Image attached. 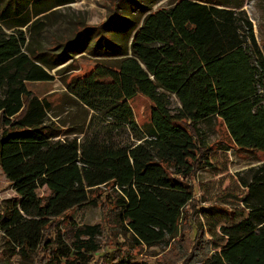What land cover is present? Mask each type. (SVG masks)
Segmentation results:
<instances>
[{"label": "trees", "instance_id": "obj_1", "mask_svg": "<svg viewBox=\"0 0 264 264\" xmlns=\"http://www.w3.org/2000/svg\"><path fill=\"white\" fill-rule=\"evenodd\" d=\"M121 2L56 53L27 45L21 29L72 0H9L0 8V22L15 29L0 31V169L16 193L0 202L1 230L53 219L36 251L5 243L18 264H264V162L241 180L245 210L234 225L218 233L186 215L195 200L188 181L212 165L202 123L219 119L235 146L264 154V54L253 22L243 4L225 0H175L157 10L137 0L142 23L131 31L130 53L118 52L105 31ZM86 52L103 59L67 79V94L108 124L62 138L66 130L50 118L57 106L28 84L54 81L51 70ZM138 95L153 104L144 126L131 107ZM121 129L132 141L116 140ZM85 205L100 207L103 220L69 219ZM117 230L129 242H116ZM172 240L178 246L155 261L144 256V248ZM0 264L11 263L2 257Z\"/></svg>", "mask_w": 264, "mask_h": 264}, {"label": "rangeland", "instance_id": "obj_2", "mask_svg": "<svg viewBox=\"0 0 264 264\" xmlns=\"http://www.w3.org/2000/svg\"><path fill=\"white\" fill-rule=\"evenodd\" d=\"M9 0H0V8ZM47 1V0H46ZM140 0L154 10L167 8L175 0ZM230 4H244L245 10L254 25V32L258 44L264 54V0H225ZM54 4L55 0H48ZM117 0H72V3L56 6L53 9L39 15L33 16L29 27L21 30L25 33L27 45L41 52L56 53L58 45L73 40L77 33L86 27H99L110 16L114 15ZM137 0H122L118 9L116 23H110L105 31L118 43V52L129 48L132 40L131 31L138 24L142 23V8L138 6ZM55 6V5H54ZM116 15V14H115ZM128 20V21H127ZM37 23L36 28L31 25ZM0 31L6 34L14 33L8 24L0 22ZM88 45H91L90 39ZM105 42L100 44L101 53H104ZM90 47V46H89ZM103 57H95L91 52L78 55L74 60L51 70L54 81L29 83L28 87L40 98H47L57 106L54 114L50 115L51 120L59 123L66 136L70 139L79 138L83 135L81 131L88 132L90 124L92 129L98 126L102 130L104 124H108L105 118H97L92 111L78 101L71 99L67 94L66 80L77 75H83L91 71L96 63ZM71 65V66H69ZM69 66V67H68ZM67 67V69H66ZM172 108L178 107V100L172 96ZM131 107L137 123L144 126L150 123L152 102L142 95L136 96L131 101ZM96 118V119H95ZM203 142L211 148L210 159L212 165L199 170L193 179L188 183L194 186L195 200L192 206L187 209V217L195 224L206 227L207 222L221 232L222 227L234 225L242 216L241 211L245 210L244 202L239 198L246 192L241 180H250V170L258 167L264 162V154L260 152H248L239 149L231 141L223 123L217 119L205 122L200 125ZM116 140L130 142L131 134L127 130H116ZM16 193L12 184L6 179L0 169V202L7 204L12 202ZM206 209L207 215L201 211ZM67 216L79 224L93 225L103 220V212L100 207L85 205L71 210ZM237 217V220H235ZM53 219L30 218L22 226L2 231L0 226V258H6L11 264H18L19 257L12 254L10 247L17 250L29 244L30 249L36 251L43 236V228L51 223ZM192 235V234H191ZM113 239L123 243L119 230L116 231ZM113 242V241H111ZM8 246V247H7ZM177 241L172 240L159 248H144L143 254L151 261L160 258L173 247H177ZM8 250V251H7ZM103 264H108L104 262Z\"/></svg>", "mask_w": 264, "mask_h": 264}, {"label": "crops", "instance_id": "obj_3", "mask_svg": "<svg viewBox=\"0 0 264 264\" xmlns=\"http://www.w3.org/2000/svg\"><path fill=\"white\" fill-rule=\"evenodd\" d=\"M244 6H245V3L243 4V9H242V10H244V11L246 12V10H245ZM235 11H238V10H236V9H235Z\"/></svg>", "mask_w": 264, "mask_h": 264}]
</instances>
